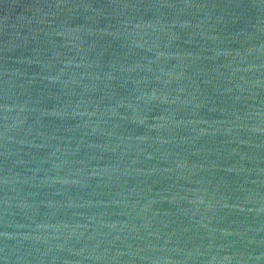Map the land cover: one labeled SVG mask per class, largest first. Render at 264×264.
<instances>
[{
  "label": "water",
  "instance_id": "1",
  "mask_svg": "<svg viewBox=\"0 0 264 264\" xmlns=\"http://www.w3.org/2000/svg\"><path fill=\"white\" fill-rule=\"evenodd\" d=\"M0 264H264V0H0Z\"/></svg>",
  "mask_w": 264,
  "mask_h": 264
}]
</instances>
